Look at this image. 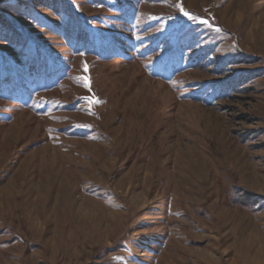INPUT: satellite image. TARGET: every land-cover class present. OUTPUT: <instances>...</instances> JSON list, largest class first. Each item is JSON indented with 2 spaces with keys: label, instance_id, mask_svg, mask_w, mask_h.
Here are the masks:
<instances>
[{
  "label": "rangeland",
  "instance_id": "rangeland-1",
  "mask_svg": "<svg viewBox=\"0 0 264 264\" xmlns=\"http://www.w3.org/2000/svg\"><path fill=\"white\" fill-rule=\"evenodd\" d=\"M231 258L264 264V0H0V264Z\"/></svg>",
  "mask_w": 264,
  "mask_h": 264
},
{
  "label": "snow or ice",
  "instance_id": "snow-or-ice-1",
  "mask_svg": "<svg viewBox=\"0 0 264 264\" xmlns=\"http://www.w3.org/2000/svg\"><path fill=\"white\" fill-rule=\"evenodd\" d=\"M181 11H184L183 8H181ZM184 15L188 16L189 13H188L187 11H184ZM201 22H202V23H207V21H203V20H202ZM85 67H86V66H85ZM85 79H86V78H85ZM85 87H90V85L86 83V84H85ZM86 99L89 100L90 104L100 103V101H99L98 99L94 98V97H87ZM85 126H87V125H85Z\"/></svg>",
  "mask_w": 264,
  "mask_h": 264
},
{
  "label": "bare ground",
  "instance_id": "bare-ground-1",
  "mask_svg": "<svg viewBox=\"0 0 264 264\" xmlns=\"http://www.w3.org/2000/svg\"><path fill=\"white\" fill-rule=\"evenodd\" d=\"M232 259V258H231ZM230 259V260H231ZM231 262V264H238V260H237V258H235V259H232V261H230Z\"/></svg>",
  "mask_w": 264,
  "mask_h": 264
}]
</instances>
